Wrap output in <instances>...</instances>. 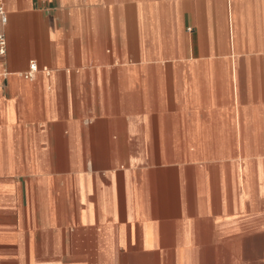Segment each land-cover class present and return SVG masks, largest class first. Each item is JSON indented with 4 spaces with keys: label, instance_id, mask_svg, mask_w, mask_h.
Segmentation results:
<instances>
[{
    "label": "crops",
    "instance_id": "0c3cea01",
    "mask_svg": "<svg viewBox=\"0 0 264 264\" xmlns=\"http://www.w3.org/2000/svg\"><path fill=\"white\" fill-rule=\"evenodd\" d=\"M0 5V264H264V0Z\"/></svg>",
    "mask_w": 264,
    "mask_h": 264
},
{
    "label": "built area",
    "instance_id": "2783aa9c",
    "mask_svg": "<svg viewBox=\"0 0 264 264\" xmlns=\"http://www.w3.org/2000/svg\"><path fill=\"white\" fill-rule=\"evenodd\" d=\"M8 23V15L5 8L0 5V57H3L7 51V40L3 28ZM39 66L35 62H31L29 67V72L26 73L23 77L27 80L34 78V75L38 72Z\"/></svg>",
    "mask_w": 264,
    "mask_h": 264
}]
</instances>
